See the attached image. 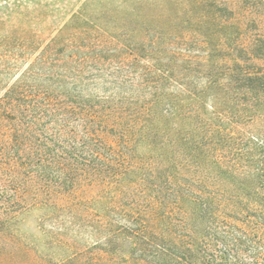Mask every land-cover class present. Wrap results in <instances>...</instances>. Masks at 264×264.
<instances>
[{"label": "trees", "instance_id": "16d2710c", "mask_svg": "<svg viewBox=\"0 0 264 264\" xmlns=\"http://www.w3.org/2000/svg\"><path fill=\"white\" fill-rule=\"evenodd\" d=\"M193 1L117 104L44 53L72 90L2 96L0 264H264V0Z\"/></svg>", "mask_w": 264, "mask_h": 264}, {"label": "rangeland", "instance_id": "374dc122", "mask_svg": "<svg viewBox=\"0 0 264 264\" xmlns=\"http://www.w3.org/2000/svg\"><path fill=\"white\" fill-rule=\"evenodd\" d=\"M189 1L193 0H0V99L17 83L24 84L17 91L31 94L38 90L54 93L72 90L68 81L61 89L36 85L48 80L40 68H43L40 55L44 53L42 61L48 59L53 63L52 67L47 65L52 72L69 68L61 67L63 58H78V64L82 65L72 67L83 72L85 83L78 85L77 90L95 99L103 98L101 104L106 97L117 104L121 88L114 87L111 80L125 84L123 90L130 95L148 61L157 64L155 57L149 58L152 40L148 39L161 34L166 41L172 30H181L177 22H169V15L181 14ZM175 5L177 10H173ZM164 43L167 47V42ZM136 48L138 59L133 62L131 54ZM167 48H177V44ZM30 65H34V72H28L24 78ZM91 230L96 235L101 233L99 228L91 229L88 225L83 228L86 235L80 242L83 248L93 243L94 237L87 236ZM50 252L67 255L60 248Z\"/></svg>", "mask_w": 264, "mask_h": 264}]
</instances>
